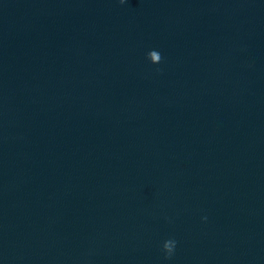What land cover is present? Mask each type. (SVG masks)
Instances as JSON below:
<instances>
[{
	"label": "water",
	"instance_id": "95a60500",
	"mask_svg": "<svg viewBox=\"0 0 264 264\" xmlns=\"http://www.w3.org/2000/svg\"><path fill=\"white\" fill-rule=\"evenodd\" d=\"M0 264H264V0H0Z\"/></svg>",
	"mask_w": 264,
	"mask_h": 264
},
{
	"label": "clouds",
	"instance_id": "9594fccd",
	"mask_svg": "<svg viewBox=\"0 0 264 264\" xmlns=\"http://www.w3.org/2000/svg\"><path fill=\"white\" fill-rule=\"evenodd\" d=\"M121 4L125 3V0H119ZM148 60L153 64H158L162 60L161 54L156 50H151L147 54ZM206 219V217H205ZM176 241L174 239H167L163 242L162 250L165 253V259L171 258L174 249L176 247Z\"/></svg>",
	"mask_w": 264,
	"mask_h": 264
}]
</instances>
